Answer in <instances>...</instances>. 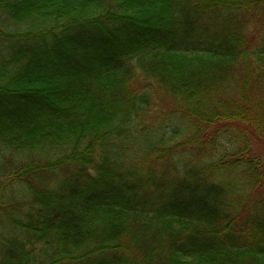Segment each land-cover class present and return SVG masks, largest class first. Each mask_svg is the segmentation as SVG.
Masks as SVG:
<instances>
[{"label":"trees","instance_id":"16d2710c","mask_svg":"<svg viewBox=\"0 0 264 264\" xmlns=\"http://www.w3.org/2000/svg\"><path fill=\"white\" fill-rule=\"evenodd\" d=\"M264 0H0V264H264Z\"/></svg>","mask_w":264,"mask_h":264},{"label":"rangeland","instance_id":"374dc122","mask_svg":"<svg viewBox=\"0 0 264 264\" xmlns=\"http://www.w3.org/2000/svg\"><path fill=\"white\" fill-rule=\"evenodd\" d=\"M253 150L255 153L260 154L264 161V145H260L259 143L255 142L253 145Z\"/></svg>","mask_w":264,"mask_h":264}]
</instances>
